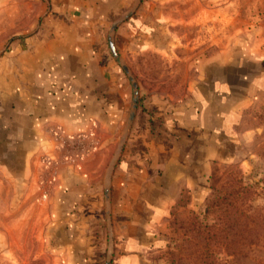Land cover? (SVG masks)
I'll return each mask as SVG.
<instances>
[{
  "label": "crops",
  "instance_id": "1",
  "mask_svg": "<svg viewBox=\"0 0 264 264\" xmlns=\"http://www.w3.org/2000/svg\"><path fill=\"white\" fill-rule=\"evenodd\" d=\"M182 1L0 0L1 170L44 190L64 264H95L107 237L110 264H152L182 194L259 130L245 122L252 107L264 117V46L241 38L194 59L181 97L145 99L162 134L140 129L144 113L129 126L133 89L110 37L127 63L172 44Z\"/></svg>",
  "mask_w": 264,
  "mask_h": 264
},
{
  "label": "rangeland",
  "instance_id": "2",
  "mask_svg": "<svg viewBox=\"0 0 264 264\" xmlns=\"http://www.w3.org/2000/svg\"><path fill=\"white\" fill-rule=\"evenodd\" d=\"M175 5L167 38L172 44L123 63L137 87L135 117L146 114L140 129L156 134H162L160 117L153 107L143 106L147 97H181L195 75L194 59L234 40L264 46V0H183L181 8ZM256 109L245 124L259 130L240 144L235 160L216 164L198 192H184L159 223L165 238L151 252L152 264H264V117H251L259 113ZM45 194L35 181L3 172L0 162V264H64L48 238ZM109 241L96 250L95 264L106 263Z\"/></svg>",
  "mask_w": 264,
  "mask_h": 264
},
{
  "label": "water",
  "instance_id": "3",
  "mask_svg": "<svg viewBox=\"0 0 264 264\" xmlns=\"http://www.w3.org/2000/svg\"><path fill=\"white\" fill-rule=\"evenodd\" d=\"M110 39H111V41H110L111 52H112L113 56L115 57V59L118 61V63L121 65V67L126 71L127 76L129 78V80L132 84V88H133V100H132V106H131V110H130L129 118H128L129 119V126H130L131 123L133 122L134 118H135L136 110H137V106H138L139 97H138L137 87H136L133 76L129 72L128 67L125 64H123L124 62L120 58V55L116 49V46L114 44V41L112 40V37H110ZM109 243H110V241H109ZM110 262H111V256L109 254L105 264H110Z\"/></svg>",
  "mask_w": 264,
  "mask_h": 264
},
{
  "label": "trees",
  "instance_id": "4",
  "mask_svg": "<svg viewBox=\"0 0 264 264\" xmlns=\"http://www.w3.org/2000/svg\"><path fill=\"white\" fill-rule=\"evenodd\" d=\"M139 107H140V108H142V106H141V105H140Z\"/></svg>",
  "mask_w": 264,
  "mask_h": 264
}]
</instances>
